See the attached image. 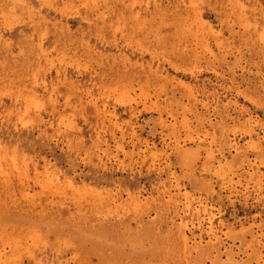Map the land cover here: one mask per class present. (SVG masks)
I'll return each instance as SVG.
<instances>
[{
    "label": "rangeland",
    "instance_id": "obj_1",
    "mask_svg": "<svg viewBox=\"0 0 264 264\" xmlns=\"http://www.w3.org/2000/svg\"><path fill=\"white\" fill-rule=\"evenodd\" d=\"M0 264H264V0H0Z\"/></svg>",
    "mask_w": 264,
    "mask_h": 264
}]
</instances>
